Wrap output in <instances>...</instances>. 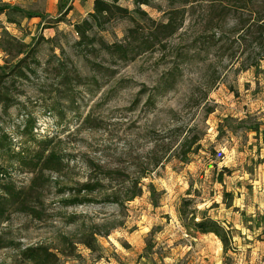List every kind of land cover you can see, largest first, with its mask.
Listing matches in <instances>:
<instances>
[{"label": "rangeland", "instance_id": "1", "mask_svg": "<svg viewBox=\"0 0 264 264\" xmlns=\"http://www.w3.org/2000/svg\"><path fill=\"white\" fill-rule=\"evenodd\" d=\"M104 1L128 15L94 23L95 0H0L43 16L0 14L1 180L17 198L0 189V264L29 247L65 251L62 236L63 264H264V125L256 136L238 123L264 124V62L246 69L233 12L212 47L209 2ZM76 198L98 202L66 203ZM184 203L188 219L224 228L227 250L186 229ZM91 234L95 251L82 244Z\"/></svg>", "mask_w": 264, "mask_h": 264}, {"label": "trees", "instance_id": "2", "mask_svg": "<svg viewBox=\"0 0 264 264\" xmlns=\"http://www.w3.org/2000/svg\"><path fill=\"white\" fill-rule=\"evenodd\" d=\"M63 1V0H62ZM150 0H137V3L140 5H149ZM171 4L175 5L178 3L188 4L190 0H168ZM198 2H209L212 5L214 10H220L219 19L220 23H217L213 26V28H217L220 32V36L212 44V47H216L219 44L222 46L219 49L224 47L226 41L228 39L225 37L227 34L226 26L223 25L224 19L226 18L227 12L232 13L235 17L236 24L230 30V34L235 33L236 37L234 38L233 43L239 46L245 45L246 50L248 51V56L246 60L247 70L254 69L258 72L261 70V63L264 62V0H196ZM186 6V5H185ZM15 13L20 14L26 18L34 19V18H42L39 13L32 12L29 10L22 9L19 6H12L10 4H3L0 7V14L2 13ZM9 15V14H6ZM112 15H121L127 16L128 12L126 9L116 6L115 4L106 2L104 0H95L94 3V13L91 14V18L94 23H101L103 19H106ZM215 21L214 17L210 18V22L213 23ZM175 21L169 19V24L166 25L165 28L174 27ZM86 26H92L89 21H85L80 25H76V31L82 35L83 39H86ZM179 27H176L178 29ZM124 52V51H123ZM176 83V74H173L166 80L167 87L165 91L168 89H173ZM231 118H228L226 121L228 122ZM237 122V120H233ZM238 123L241 127L244 128L246 132L255 133L256 136L261 134L262 126L264 125L260 122V119L257 117L247 114L245 119L238 120ZM102 177L104 179H115V177H119L116 172L101 170ZM5 175L4 170L0 167V189L4 191L6 195H10L13 198L12 205L16 206L17 198L14 195V189L12 190L11 186L8 183H5L1 180V177ZM105 188L104 184L100 181L97 184H87L83 186V191H85L86 195H92L94 193L101 192ZM82 191V192H83ZM79 192V195L82 194ZM140 195V190L138 194L130 197V200L138 197ZM229 195V194H228ZM3 199H6V196H2ZM115 196H105L102 200V203L111 202V203H119L117 200H114ZM98 201L90 199V198H76L73 200H68L66 203L68 205H82L84 203H96ZM100 203V202H99ZM187 203H184L180 212L183 222L185 223V227L187 230H194L198 233L202 234H215L223 243L225 250L228 249V233L225 232L224 228H222L218 222L208 218V216L203 213L202 218L199 221H196V216L193 215L191 219H188L187 213ZM189 220V223H187ZM96 234V233H95ZM86 236L82 244L86 246L91 251H95L96 247L94 244V235ZM70 239L62 236L61 242L65 249V251H58L57 248H51L50 246L39 245L35 247H29L23 250L20 254V259L18 264H63L64 258H69L70 254H68V247L70 245ZM70 250V249H69ZM58 251V252H57Z\"/></svg>", "mask_w": 264, "mask_h": 264}]
</instances>
